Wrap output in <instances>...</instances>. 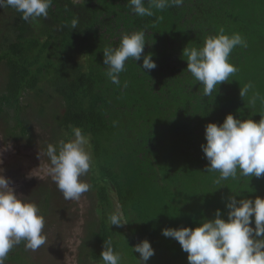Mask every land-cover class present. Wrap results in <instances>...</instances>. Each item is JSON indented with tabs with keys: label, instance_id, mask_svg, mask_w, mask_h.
<instances>
[{
	"label": "trees",
	"instance_id": "1",
	"mask_svg": "<svg viewBox=\"0 0 264 264\" xmlns=\"http://www.w3.org/2000/svg\"><path fill=\"white\" fill-rule=\"evenodd\" d=\"M221 28L240 33L247 47L230 54L238 69L231 81L204 97L182 52L187 45L202 47L204 38ZM138 30H145L144 54L151 53L157 66L144 72L143 56L137 63L129 59L117 86L106 76L103 49L117 47L124 33ZM0 75L6 136L34 143L31 116L52 127L45 151L48 144L71 138L73 127L89 138L92 167L82 179L91 185L92 206L79 264H102L108 239L129 264H137L140 254L133 248L144 239L155 249L147 264H189L181 245L162 235L164 228H195L214 218L218 208L227 219L233 193L264 197V176L238 175L216 184L219 173L207 172L201 147L209 122L223 123L229 113L259 121L264 113L260 100L251 103L254 92L264 96V0H184L150 17L136 15L128 0H53L47 19L30 22L15 9L0 7ZM249 82L254 88L243 98L241 88ZM27 96L36 103H25ZM27 199L43 213L46 234L65 202L63 194L39 186ZM117 208L128 222L110 227L108 216ZM35 260L21 243L5 264Z\"/></svg>",
	"mask_w": 264,
	"mask_h": 264
},
{
	"label": "clouds",
	"instance_id": "2",
	"mask_svg": "<svg viewBox=\"0 0 264 264\" xmlns=\"http://www.w3.org/2000/svg\"><path fill=\"white\" fill-rule=\"evenodd\" d=\"M72 2L76 4L79 0ZM183 3L184 0H147L146 6L145 0H128L131 10L140 17H150L156 11L180 7ZM52 4L53 0H0V7L15 9L21 13V19L29 22L41 17L47 19ZM77 26L78 19L74 18L71 27L76 29ZM146 42L145 30H138L124 33L117 47L103 49L106 76L113 84H121L119 74L126 70L129 59L137 63L143 56V64L139 66L144 72L156 68L152 54H144ZM237 46L247 47L246 39L238 32L228 34L221 28L217 34L206 36L202 47L187 45L183 49L187 71L194 83L203 85L204 97H211L218 91L217 86L231 81L230 77L237 72V67L229 61ZM253 88L249 82L241 88L240 95L244 98ZM257 100L264 106V96L258 91L253 93L251 103L255 105ZM205 139L201 147L209 162L207 172L219 173L216 184L238 175L264 176V113L259 121L251 116L240 119L229 113L223 123L209 122L205 126ZM44 155L50 162L48 174L65 200L79 201L91 190V185L82 179L92 167V155L89 138L81 128L73 127L71 138L67 140L48 144ZM238 196L241 198L237 199ZM226 208L227 219L218 208L214 218L204 219L195 228L166 227L162 235L181 245L188 254L189 264H264V197L244 198L233 193ZM122 215L119 208L110 213V227L126 224L128 221L123 220ZM44 229L45 217L39 206L17 194L0 169V264H5L10 251L21 243L26 250H38L47 241ZM133 251L140 254L137 264H147L155 254L148 239L137 243ZM100 257L102 264H123L122 255L115 250L111 239L104 241Z\"/></svg>",
	"mask_w": 264,
	"mask_h": 264
},
{
	"label": "rangeland",
	"instance_id": "3",
	"mask_svg": "<svg viewBox=\"0 0 264 264\" xmlns=\"http://www.w3.org/2000/svg\"><path fill=\"white\" fill-rule=\"evenodd\" d=\"M27 102L36 103V100L34 97L27 96L25 103ZM49 109L50 113L53 108ZM25 111L30 114L31 107ZM29 117L33 120L31 121L34 123L36 132L34 143L6 136L0 123V169H3V175L10 179L11 186L17 194L25 196L26 199L31 192L39 189V186L56 188L59 191L48 174L50 162L44 155L45 150L42 147L48 137H51L49 131L52 127L45 126L40 120H35L36 117ZM90 172L84 178H89ZM91 206L88 192L84 193L79 201L62 202L58 208V215L47 230L46 243L33 251L36 264H79L80 244L85 234V220ZM126 260L129 259H125L123 264H129Z\"/></svg>",
	"mask_w": 264,
	"mask_h": 264
}]
</instances>
